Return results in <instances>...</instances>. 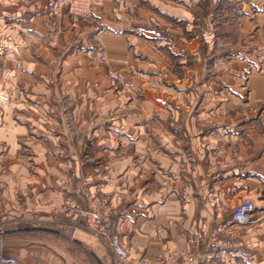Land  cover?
<instances>
[{
  "label": "crops",
  "instance_id": "0c3cea01",
  "mask_svg": "<svg viewBox=\"0 0 264 264\" xmlns=\"http://www.w3.org/2000/svg\"><path fill=\"white\" fill-rule=\"evenodd\" d=\"M203 2L104 0L82 18L53 17L51 0H0V223L51 221L86 185L105 194L102 229L131 255L184 264L177 251L205 250L210 230L250 197V246L221 264H264V0H235L240 45L254 48L235 62L256 64L248 79L259 113L244 122L212 118L209 103L189 98L199 48L212 41ZM81 205L73 236H12L6 249L24 264L27 254L35 264H112Z\"/></svg>",
  "mask_w": 264,
  "mask_h": 264
},
{
  "label": "rangeland",
  "instance_id": "374dc122",
  "mask_svg": "<svg viewBox=\"0 0 264 264\" xmlns=\"http://www.w3.org/2000/svg\"><path fill=\"white\" fill-rule=\"evenodd\" d=\"M202 1H204L203 5L205 9L211 12V23L209 27L212 41L210 47L201 46L199 48L200 52L205 53V61L202 64L201 72L198 71V64H195L196 72L192 87L190 88L192 93L189 95L193 97L189 98H192V100H190L196 105V108L199 104L209 103L211 105L212 118L231 119L237 115L242 118L243 122L249 121L250 118L253 117L251 114L257 115L259 113V111H256L258 102L255 105L250 99L248 79L253 66L256 64H254V61L250 60L251 58L247 59L246 62H243V66L240 62H235L236 59H241L242 56L248 57V55L254 51V48L251 47L250 43L242 47L240 45L241 23L238 22V19L236 18L238 16L236 8L237 4H235V0ZM230 3L232 4L230 5ZM246 38L250 39L249 35ZM94 46L96 50L95 54L97 56L100 48L103 46L99 42L97 44L94 42ZM206 51H209V55H206ZM172 57L173 56L170 55V58L174 60ZM100 63L106 64L107 61H100ZM109 75L111 76V74ZM111 78L116 82L121 80L120 74L117 79L112 76ZM162 85L165 86L166 83ZM84 103H90V100L87 99V97H84ZM224 104H226V107H222ZM220 107L222 109H219ZM99 130L102 134L106 133L105 127L100 126ZM19 163L20 166H36L33 160H28L27 158H20ZM86 192L89 196L85 195ZM68 196H73L78 200L79 208L75 214L79 211L80 206H82L81 204L84 203L87 204V210H89L90 201L93 200L102 202V207H106L105 194L100 192L93 193L86 185H84L79 191L68 193L63 202L59 206L54 207L56 213L54 212L55 215H53L54 213L52 212L53 214H51L50 217L51 221L42 222L38 220H20L13 224L0 223V249H2V252L8 255L12 254L14 256H19L16 252L6 249L7 240L12 236L41 238L42 236H47V234H49L54 241H61L65 239L64 236H73V224L70 223L69 220H71L75 214L67 215L61 211V206ZM104 225L105 222L101 226L104 227ZM93 230L95 231V229ZM95 232L98 234L97 230ZM101 238L102 241L109 246L107 238ZM193 251L199 250L194 249ZM26 257L30 260V264H35L33 260H31L33 257L29 256V254H27ZM107 260L112 264H127L124 259L119 258L112 252L108 253Z\"/></svg>",
  "mask_w": 264,
  "mask_h": 264
},
{
  "label": "built area",
  "instance_id": "2783aa9c",
  "mask_svg": "<svg viewBox=\"0 0 264 264\" xmlns=\"http://www.w3.org/2000/svg\"><path fill=\"white\" fill-rule=\"evenodd\" d=\"M51 3L50 12L53 17L61 16L63 10H66L74 16L91 18L101 9L104 0H51ZM97 57L102 62L107 61L105 48H100ZM110 74L115 79L119 78L116 72L110 70ZM85 195L89 196L87 192ZM102 204L98 200L90 201L89 210L85 215L86 222L89 227L97 230L99 235L107 238L109 246L119 258L126 260L127 264H170V261L165 258L131 255L118 235L101 230V225L107 220V208L102 207ZM78 208L77 198L68 196L61 206V211L67 215H73ZM256 219L254 201L252 198H247L235 207L229 222L218 224L210 230L205 250L193 251L187 248L178 250L177 254L184 264H221L229 259L233 249L250 246V241L243 237L242 231ZM0 264H24V262L17 256L4 254L0 249Z\"/></svg>",
  "mask_w": 264,
  "mask_h": 264
}]
</instances>
